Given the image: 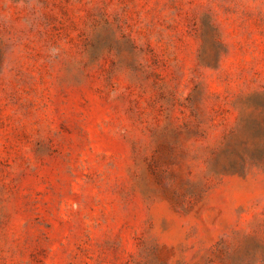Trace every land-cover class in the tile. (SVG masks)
I'll list each match as a JSON object with an SVG mask.
<instances>
[{
  "label": "rangeland",
  "instance_id": "1",
  "mask_svg": "<svg viewBox=\"0 0 264 264\" xmlns=\"http://www.w3.org/2000/svg\"><path fill=\"white\" fill-rule=\"evenodd\" d=\"M0 264H264V0H0Z\"/></svg>",
  "mask_w": 264,
  "mask_h": 264
}]
</instances>
